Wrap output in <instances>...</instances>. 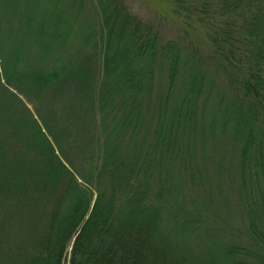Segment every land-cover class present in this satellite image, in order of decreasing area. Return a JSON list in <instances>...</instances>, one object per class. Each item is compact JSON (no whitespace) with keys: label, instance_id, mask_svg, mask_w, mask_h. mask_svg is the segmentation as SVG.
Listing matches in <instances>:
<instances>
[{"label":"trees","instance_id":"1","mask_svg":"<svg viewBox=\"0 0 264 264\" xmlns=\"http://www.w3.org/2000/svg\"><path fill=\"white\" fill-rule=\"evenodd\" d=\"M201 4L197 54L123 0H0V264H264V0Z\"/></svg>","mask_w":264,"mask_h":264},{"label":"rangeland","instance_id":"2","mask_svg":"<svg viewBox=\"0 0 264 264\" xmlns=\"http://www.w3.org/2000/svg\"><path fill=\"white\" fill-rule=\"evenodd\" d=\"M129 12L143 22L149 23L159 34L162 40H174L185 48L186 53L196 48L197 54H202L203 35L195 25L196 13L193 9L201 8V0H183L181 13L174 10L173 0H123ZM203 46V47H202ZM204 54V52H203ZM206 151V149H205ZM230 154V153H229ZM227 154H225V157ZM224 157V158H225ZM199 159V156L196 160ZM228 162V159H224ZM223 168H227L224 164ZM190 206L186 204V208ZM231 206L226 202L214 207L215 216L226 217ZM232 210V209H231ZM214 213V212H213ZM210 216L208 219H211ZM232 218V224H236Z\"/></svg>","mask_w":264,"mask_h":264}]
</instances>
